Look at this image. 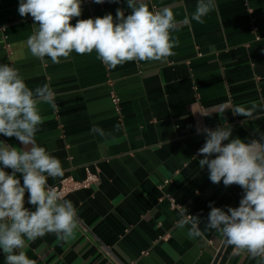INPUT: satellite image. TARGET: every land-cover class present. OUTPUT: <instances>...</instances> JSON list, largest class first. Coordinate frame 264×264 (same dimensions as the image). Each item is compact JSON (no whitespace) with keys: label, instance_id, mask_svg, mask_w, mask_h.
<instances>
[{"label":"crops","instance_id":"obj_1","mask_svg":"<svg viewBox=\"0 0 264 264\" xmlns=\"http://www.w3.org/2000/svg\"><path fill=\"white\" fill-rule=\"evenodd\" d=\"M19 2L0 0V64L16 68L30 89L48 84L55 93V108L39 105L43 123L35 137L64 170L48 184L82 181L86 167L100 178L91 189L65 197L78 212L73 235L26 240L25 254L36 264H264L235 253L207 227L210 205L226 212L239 207L244 189L210 181L207 166L201 169L198 162L206 136L197 133L198 126L215 130L227 124L232 138L245 143L264 136V0H215L203 23L187 25L182 21L191 18L198 0H145L156 9L172 8L178 46L166 62L132 61L115 69L95 51H73L60 63L34 57L26 41L36 26L30 15L20 16ZM81 8L73 25L77 19L115 18L117 9L125 16L131 11L127 0H81ZM112 92L121 99L120 113ZM253 103L258 107L248 118L220 111L223 104ZM94 125L105 134L92 133ZM0 140L23 147L15 137ZM166 195L199 218L202 237L189 238L190 225L176 227L178 207ZM0 264H6L3 253Z\"/></svg>","mask_w":264,"mask_h":264},{"label":"clouds","instance_id":"obj_2","mask_svg":"<svg viewBox=\"0 0 264 264\" xmlns=\"http://www.w3.org/2000/svg\"><path fill=\"white\" fill-rule=\"evenodd\" d=\"M127 6L131 11L126 16L117 9L115 18L108 14L77 19L74 25L71 21L82 14L81 0H20L18 12L21 17L33 18L36 27L26 43L41 61L49 57L53 63H60L73 51L79 55L95 51L97 59L110 69L132 61L166 62L179 43L172 35L178 27L172 8L156 9L145 0H127ZM215 7V0H198L191 18L182 22L203 23ZM41 103L56 107L55 93L48 84L32 90L16 68L0 64V135L15 137L23 146L0 140V253L6 264H36L23 251L26 240L34 241L48 233L67 239L78 225L73 202L48 184L49 177H61L64 170L61 161L36 141L43 123ZM257 107L255 103L248 108L223 104L220 111L231 109L234 115L248 118ZM91 132L105 134L95 125ZM197 133L206 136L198 150L204 158L198 162L201 169L207 166L210 181L244 189L239 207H229L226 212L210 205L207 227L215 229L235 253L264 259V136L245 143L232 138V128L227 124L215 130L198 126ZM5 169H11V174ZM26 193L31 209L25 206ZM177 207L181 218L176 227L190 225L188 237H202L199 218L187 214L185 207Z\"/></svg>","mask_w":264,"mask_h":264},{"label":"built area","instance_id":"obj_3","mask_svg":"<svg viewBox=\"0 0 264 264\" xmlns=\"http://www.w3.org/2000/svg\"><path fill=\"white\" fill-rule=\"evenodd\" d=\"M259 40V39H257ZM112 104L117 111V113H120L121 111V99L118 97V95L114 92L110 95ZM86 177L82 181H76L73 178L65 179L63 180L58 186H55L58 191H60L65 197L82 191V190H88L91 189L93 186L98 185L100 182V178L97 172L92 171L90 167L85 168ZM164 199H167L170 201L173 208H177V205L175 203V200L171 195H166Z\"/></svg>","mask_w":264,"mask_h":264},{"label":"water","instance_id":"obj_4","mask_svg":"<svg viewBox=\"0 0 264 264\" xmlns=\"http://www.w3.org/2000/svg\"><path fill=\"white\" fill-rule=\"evenodd\" d=\"M221 253H222V250H221V252H220V254H219V256H218V258H217L216 262L218 261V259H219L220 255H221ZM215 264H216V263H215Z\"/></svg>","mask_w":264,"mask_h":264}]
</instances>
